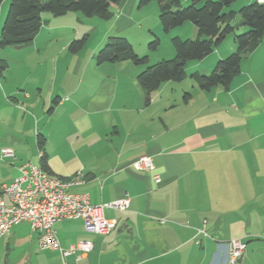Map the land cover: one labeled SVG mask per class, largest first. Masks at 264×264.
Segmentation results:
<instances>
[{"label": "crops", "instance_id": "0c3cea01", "mask_svg": "<svg viewBox=\"0 0 264 264\" xmlns=\"http://www.w3.org/2000/svg\"><path fill=\"white\" fill-rule=\"evenodd\" d=\"M135 2L115 5L122 27ZM220 44L147 103L137 80L144 67L129 61H24L32 72L14 76L0 58V182L27 161L39 166L45 153L52 175L82 173L69 191L90 203L129 199L123 211L103 208L116 221L106 234L86 231L81 219L54 224L61 248L90 241L88 252L38 249L28 222L13 225L0 237V264H227L232 239L246 245L239 264H264V36L242 56L229 89H202L192 74H208L236 49ZM140 156L152 168L139 167Z\"/></svg>", "mask_w": 264, "mask_h": 264}, {"label": "trees", "instance_id": "16d2710c", "mask_svg": "<svg viewBox=\"0 0 264 264\" xmlns=\"http://www.w3.org/2000/svg\"><path fill=\"white\" fill-rule=\"evenodd\" d=\"M121 0H10L5 21L0 28V48L8 46L23 47L31 43L41 27L42 13L53 16H62L69 12H81L86 17L97 16L107 20L112 17L111 5ZM151 1L159 5V21L163 31L168 33L171 29L192 22L197 29L196 39H181L179 36L171 38L175 49V57L162 59L148 64L146 56L137 55L129 41L123 37L111 36L108 42L96 52V64L105 62L129 61L135 66H144L137 74V80L144 92L146 103L152 92L167 81H180L185 76V66L189 61H198L210 54L222 42L226 35L232 34L236 49L224 58L217 60L208 74L193 73L192 78L200 88L209 89L222 86L229 89L233 77L240 70L242 56L254 49L264 36V1L255 0L239 10L224 11L236 0H190V4L183 7L180 0H140L143 6ZM188 1V0H186ZM2 0H0L1 4ZM240 16L241 26L247 30L235 34L238 24L233 20ZM88 34L81 38H74L68 44V51L75 54L81 51L87 41ZM159 39L148 44L156 49ZM5 65L0 62V73ZM189 93L185 94V98ZM45 138L40 134L37 138L39 149L43 148ZM39 166L51 174L47 163V156L43 153Z\"/></svg>", "mask_w": 264, "mask_h": 264}, {"label": "rangeland", "instance_id": "374dc122", "mask_svg": "<svg viewBox=\"0 0 264 264\" xmlns=\"http://www.w3.org/2000/svg\"><path fill=\"white\" fill-rule=\"evenodd\" d=\"M123 1L125 0H121L119 3H123ZM253 1L255 0H236L229 8H224V11L229 9L237 11ZM139 2L140 0H136L132 10V22L126 27H122L119 22H116L119 11L115 5H111L112 17L107 20L97 16L86 17L81 12H69L56 18L44 12L41 14L42 19H50L48 25L52 28L56 27V30L49 35L46 32L48 25L43 24L33 44L23 47L8 46L3 49L0 48V58L7 61L11 75L24 76L32 72L30 67L25 66L24 61H55V58L57 61H95V58H92L93 53L96 54L108 42L109 37L118 36L127 39L137 55L146 56L148 64H153L162 59L168 60L175 57V49L171 38L178 36L176 35L177 32H180L179 37L181 39L189 38L193 40L197 38V29L189 21L165 33L159 21L158 3L151 1L140 6ZM180 2L183 7L190 4V0H180ZM9 5L10 0H2L0 4V12L3 16L1 27L5 21ZM76 16L80 17V21H77ZM240 19L239 14H237L233 23L239 25ZM246 30V26L239 25L235 30V34L244 33ZM77 31H79L77 38H81L85 33L88 34V37L79 55H73L68 52L67 43L70 38L76 35L75 32ZM51 36L53 39H51ZM154 37L159 39V44L156 49H151L148 44L154 40ZM228 41L233 42L232 34L226 35L219 44L225 46L228 45ZM64 43L66 47L61 49Z\"/></svg>", "mask_w": 264, "mask_h": 264}, {"label": "built area", "instance_id": "2783aa9c", "mask_svg": "<svg viewBox=\"0 0 264 264\" xmlns=\"http://www.w3.org/2000/svg\"><path fill=\"white\" fill-rule=\"evenodd\" d=\"M2 154L13 157L8 148L2 149ZM136 164L141 168H152L148 156L138 157ZM18 170L19 175L10 183L0 182V237L8 234L13 225L28 222L31 230L37 234L39 249L59 250L62 256L76 250L88 252L92 248L90 241H79L67 249L61 248L54 224L63 219H81L86 231L106 234L116 226V221L106 218L103 208L123 211L129 206L127 197L94 205L87 194L70 192L71 186L84 181L80 172L72 179H62L31 161L20 165ZM156 180H159L158 177ZM245 246L239 239L230 240L227 264H239Z\"/></svg>", "mask_w": 264, "mask_h": 264}]
</instances>
